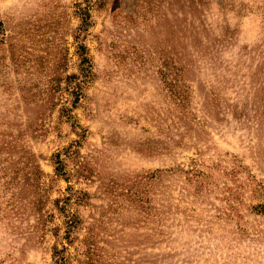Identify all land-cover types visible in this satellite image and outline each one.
<instances>
[{
  "label": "rangeland",
  "instance_id": "1",
  "mask_svg": "<svg viewBox=\"0 0 264 264\" xmlns=\"http://www.w3.org/2000/svg\"><path fill=\"white\" fill-rule=\"evenodd\" d=\"M0 264H264V0H0Z\"/></svg>",
  "mask_w": 264,
  "mask_h": 264
},
{
  "label": "trees",
  "instance_id": "2",
  "mask_svg": "<svg viewBox=\"0 0 264 264\" xmlns=\"http://www.w3.org/2000/svg\"><path fill=\"white\" fill-rule=\"evenodd\" d=\"M85 15L87 17V16H89V13L88 12H85ZM86 19H88V18H86ZM83 50H85V46H83ZM83 61H84V63L87 61V58L85 56H83Z\"/></svg>",
  "mask_w": 264,
  "mask_h": 264
}]
</instances>
